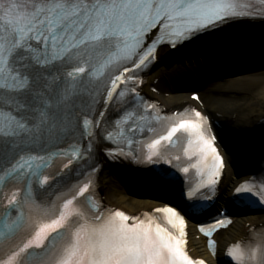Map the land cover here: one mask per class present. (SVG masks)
<instances>
[{
	"label": "snow or ice",
	"instance_id": "snow-or-ice-1",
	"mask_svg": "<svg viewBox=\"0 0 264 264\" xmlns=\"http://www.w3.org/2000/svg\"><path fill=\"white\" fill-rule=\"evenodd\" d=\"M258 3L259 11L255 0H0V264H205L188 255L185 219L176 208H157L163 219L108 209L96 199L92 172L50 197L56 177L46 169L66 156L64 174L104 142L114 145L109 158L141 163L137 141L121 125L143 134L155 131L154 121L171 120L167 133L148 144L147 162L176 167L173 159L187 157L201 176L187 197L212 199L228 160L209 117L198 108L191 118L188 111L156 112L141 95L142 74L162 47L221 35L242 21L264 22V0ZM214 54L240 52L223 44ZM191 99L201 102L196 92ZM178 134L187 149L169 157ZM159 179H169L166 170ZM235 191L248 206H264V179ZM230 224L221 214L208 227ZM243 264H264V245L249 250Z\"/></svg>",
	"mask_w": 264,
	"mask_h": 264
},
{
	"label": "bare ground",
	"instance_id": "bare-ground-1",
	"mask_svg": "<svg viewBox=\"0 0 264 264\" xmlns=\"http://www.w3.org/2000/svg\"><path fill=\"white\" fill-rule=\"evenodd\" d=\"M229 45L235 46L236 43L231 42ZM214 52L206 58H180L178 62L169 63L170 65L162 60L164 64L149 75L145 92L168 110L196 105L219 127L227 128L231 133H235L230 143H235L237 148L244 144V140L250 142V138L244 136L246 132L260 133L261 141L258 143L261 146L264 143V53L259 52L255 47L251 50L239 49L240 54L230 57L217 56ZM227 60L243 61V67L229 68L226 65ZM213 68L222 71L220 77L211 81L201 78L204 72L207 73V70H213ZM189 80L194 81V88L200 90L201 104H196L190 99L193 92H190L191 87L187 84ZM104 150L106 149L103 146L99 147L98 157L102 161L103 168L100 185L107 204L131 214L150 212L164 205L161 201L164 198L161 197L163 194L160 192L164 189L161 181L135 172L134 175L137 178H129L127 182L123 175L111 172L110 164L103 155ZM245 150L246 152L252 151L256 156L252 144L246 145ZM229 159L232 162L234 159L237 161L238 158L234 156L232 159L230 156ZM238 162L240 163L241 159ZM233 171L232 166L227 171L224 194H229L231 186L234 188L239 182L251 176L243 175L238 179L235 178ZM145 186L149 188L140 190L143 189L140 187ZM131 187L138 188L139 191L132 195L129 193ZM156 193L158 194L154 197ZM142 194L144 196H141ZM227 197H230V194ZM222 204L218 203V205ZM262 228H264V214L240 217L238 222L232 226L230 233L221 239L219 250L225 251L233 244L248 241L254 232ZM205 245V241L197 240L195 234L192 236L190 249L196 257L203 258L211 264H221L219 250L214 259L207 252Z\"/></svg>",
	"mask_w": 264,
	"mask_h": 264
},
{
	"label": "water",
	"instance_id": "water-1",
	"mask_svg": "<svg viewBox=\"0 0 264 264\" xmlns=\"http://www.w3.org/2000/svg\"><path fill=\"white\" fill-rule=\"evenodd\" d=\"M258 35H260L261 37L264 36V33H259ZM215 39H211V40H208L206 43H211V42H214Z\"/></svg>",
	"mask_w": 264,
	"mask_h": 264
},
{
	"label": "rangeland",
	"instance_id": "rangeland-1",
	"mask_svg": "<svg viewBox=\"0 0 264 264\" xmlns=\"http://www.w3.org/2000/svg\"><path fill=\"white\" fill-rule=\"evenodd\" d=\"M251 35V34H250Z\"/></svg>",
	"mask_w": 264,
	"mask_h": 264
}]
</instances>
